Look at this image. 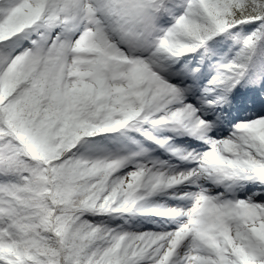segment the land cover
Instances as JSON below:
<instances>
[{
  "label": "snow or ice",
  "instance_id": "obj_1",
  "mask_svg": "<svg viewBox=\"0 0 264 264\" xmlns=\"http://www.w3.org/2000/svg\"><path fill=\"white\" fill-rule=\"evenodd\" d=\"M0 264H264V0H0Z\"/></svg>",
  "mask_w": 264,
  "mask_h": 264
}]
</instances>
